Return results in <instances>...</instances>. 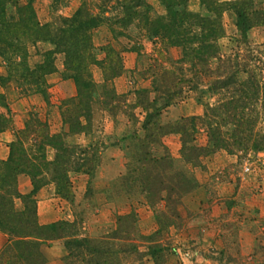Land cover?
<instances>
[{
    "label": "trees",
    "instance_id": "16d2710c",
    "mask_svg": "<svg viewBox=\"0 0 264 264\" xmlns=\"http://www.w3.org/2000/svg\"><path fill=\"white\" fill-rule=\"evenodd\" d=\"M188 1L162 0V15L149 13L152 6L147 0H82L71 15H57L54 22H42L31 1L20 3L18 0H0V58L7 73L5 76L0 74V87L3 88L11 72L17 71V83L24 94L34 92L49 102L43 76L55 70L53 54L60 52L64 57L63 71L67 73L62 76L71 78L76 89L74 96L67 97L59 105L61 119L67 127L65 131L51 133L47 122L29 118L23 129L18 130L17 137L9 142L6 159L0 160V231L9 240L0 251V264H43L45 258L40 244L62 237L75 238L66 242L68 253L65 259L68 264H71V250H77L82 264H118L117 259L127 251L125 245L113 242L129 239L125 229H115L99 239L80 236L76 220L61 219L39 224L34 198V193L45 181H52L58 195L72 200L68 170L84 169L91 175L97 164L96 146L69 144L66 135L89 129L93 103L99 97L97 83L91 74L92 66L101 68L104 81L121 75L123 70L121 53L111 44L102 47L103 58L95 57L92 33L103 23L108 25L114 38H130L126 30H144L145 35L155 43L154 46H161L158 51L162 57V49L183 47L186 50L185 57L191 59V73L197 80L205 71L216 74L207 87L199 88V83L190 87L196 92L198 101L208 93L219 96L216 102L209 104L205 101L201 115L183 116L172 121L162 122L160 113L181 93L179 75L175 72L181 71V66L171 64L161 67L156 76H151L150 87L133 91L137 96L135 106L144 111V116L139 120L135 113L130 114V123L116 137L120 149L121 143L128 141L127 146L122 145L124 149H121L126 159V170L113 184L110 197L113 199L114 194L118 195L122 191L123 197L132 196L133 192L143 194L150 204L163 201V207L155 210L159 221L156 234L163 230V226L177 227L183 221L177 207L182 197L198 186L187 168L188 164L198 165L202 155L217 149L228 152L236 149H264V135L253 133L251 120L245 115L254 98L260 96L264 106V77L261 82L255 79L252 70L247 69V63L238 59L241 55L239 50L234 52L233 57H225L218 45L223 36V12H231L236 31L241 36L239 43L243 45L251 28L264 25V12L256 10L253 0H232L227 5L218 0H199L200 10L197 11L189 10ZM192 27H198L199 30L188 35ZM28 41H46L54 45L46 54V59L33 69L26 61ZM211 61L216 65L215 72L210 69ZM242 74H246V77H241ZM101 85L104 93L101 92V99L109 94L110 100L103 101V106L108 105L107 112L115 116L116 110H120V100L116 96L120 95L112 88L109 91L104 83ZM151 93H154L153 97ZM8 111L5 93L0 89V130L9 121L6 117ZM197 122L205 127L207 143L204 146L192 143ZM170 134L177 135L180 140L181 160L178 163L170 156L163 142V137ZM48 146L55 150L52 160L46 158ZM70 148L77 150L73 152ZM91 148L93 150L88 155L87 149ZM128 148H133V151L130 152ZM134 148L138 149L139 157L135 156ZM134 165L138 167L137 172H128ZM21 173L27 174L33 185L28 194L18 190L17 177ZM120 180H129L131 183L123 184ZM16 201L20 202L22 208H17ZM130 217V213L119 214L117 219L121 222V219ZM173 252L158 240L149 243L147 248V254L154 264H165L166 258ZM111 259L114 262H109Z\"/></svg>",
    "mask_w": 264,
    "mask_h": 264
},
{
    "label": "rangeland",
    "instance_id": "374dc122",
    "mask_svg": "<svg viewBox=\"0 0 264 264\" xmlns=\"http://www.w3.org/2000/svg\"><path fill=\"white\" fill-rule=\"evenodd\" d=\"M18 1L20 3L31 1L35 7L38 18L42 22H54L57 15H71L82 0ZM147 1L152 6L149 13L155 12L156 14H164L160 13V9L163 10L164 8L162 0ZM218 1L226 2L227 5L232 0ZM253 1L256 10L264 12V0ZM93 2L96 3L95 1ZM198 4L199 0H189V10L197 11L199 9ZM201 12L203 11L201 10ZM222 22L223 36L218 41L220 53L225 57H233L234 52L239 50L241 55L238 59L247 63V69L252 70L255 79L261 82L264 77V25L251 28L248 31L247 41L245 45H243L239 43V41H241V36L236 31L234 19L229 10L223 12ZM198 30V27H192L187 34L189 35ZM126 31L129 33L130 38L123 36L114 38L108 25L103 23L93 30L92 43L94 46V54L97 59L104 57L102 47L107 44H111L120 51L123 64L121 75L125 74L128 79L134 80L132 86H135V83L140 82L143 78L144 80H142V82L144 84L148 83L149 80V85H147V87H150L152 82L151 76L153 74L156 76V73L159 72L161 67L170 66L171 64L182 67L181 71H175L179 75L181 93L179 97L173 99L171 105L161 111L160 118L162 122L176 120L183 116L201 115L204 110L203 104L205 101L209 102V104L216 102L219 96L215 94L208 95L207 93L200 101L195 98L196 92L190 89L191 85L199 83V88H205L216 74H209L205 71V73L201 74L200 79L197 80L191 73V59L190 57H185L186 50L183 49V47H168L165 50L162 49L164 55L162 57L158 51L161 46L159 44L154 46L155 43L145 35L144 30ZM53 48L54 45L50 42L28 41L26 43V61L29 67L33 69L36 64L43 62L46 59L48 51ZM127 53L131 55H135L136 53V68L134 69L136 73L125 69V66L129 64ZM182 58L184 60H182ZM63 59L62 53L57 52L53 54L55 70L57 65L63 64ZM169 60L172 61L169 63ZM209 65L211 71L215 72L216 65L212 63V61ZM11 67L15 70L14 66ZM99 70L102 72L99 66H92L91 74L93 80L97 83L96 91L99 97L98 101L93 103V117H91L88 123L90 131L92 130V126L96 127L95 130L101 131L98 134H94L98 136L95 139L97 141L96 151L99 150L98 140L102 136V130H104L106 126L103 116L106 113L109 114V110L107 109L109 106L106 105L104 107L103 101H110L109 94H106L103 96L104 99H101V92L103 93L101 84L103 83L100 84L96 81L99 78ZM16 72L17 71L14 73L11 72V76L6 80L3 88L0 87V89L4 90L8 104L11 99L16 97V99L10 103L16 104L14 107L18 109L15 110V112L10 110L9 114H6L9 121L5 123L6 125L3 128V130L12 129L14 139L18 135V130L23 129V127H15L16 129H14V121L10 113H17L19 115L17 123H21L22 114L24 113L28 114L26 120L29 118H31V120L32 118L38 119L37 116H32V97L36 93L24 94L21 91L17 83L19 74H16ZM18 72L21 73V70L18 69ZM63 73L67 74L65 70L61 74ZM0 74L4 76L7 74L5 64L1 58ZM47 75L43 76L46 82L45 87L48 85L46 79ZM102 77L104 79L103 73ZM241 77H246V74H242ZM65 78L68 79L67 76L64 77V79ZM114 78L105 80L104 86H107L109 91L111 90L110 88H112L114 92L118 94L114 87ZM139 88H142V86L130 90L129 93L132 94L131 97L127 94H119L120 96H116V99L120 100L118 102L120 110H116V114L124 113L130 118V114L144 113L140 107L135 106L137 105V96L133 94V91ZM37 96L41 97L40 94H37ZM150 96L153 97L154 93H151ZM66 98L67 97L63 98L61 102L66 100ZM27 106H29V109H26ZM245 115L251 120L253 133L264 135V106H262V98L260 96L252 100L248 107V113ZM195 129L196 131L192 143L201 146L206 145L207 134L205 127L197 122ZM71 135L72 134H69V137H66L69 144L76 145L82 143L80 140V142L78 141L77 137ZM117 136L118 135H116V137ZM33 142L34 141H32L31 144H33ZM127 142L126 140L124 144L123 142L121 143V149L122 145L127 146ZM176 147L177 145L173 148ZM166 148L170 156L177 160L176 162L178 163L179 159L181 160L179 148L171 150L167 145ZM70 150L75 152L77 148H70ZM92 150L93 148L87 149L86 153L89 155ZM128 150L131 152L133 148H128ZM137 152L138 149L134 148L135 156L138 155ZM137 157H139V155ZM198 160L199 164L196 166H192L191 164L187 165L189 172L193 174L198 186L190 193L185 194L182 197L181 204L177 207L179 215L183 219L181 225L177 227L169 226L167 228L163 226V230H160V232L156 234V231L159 230V221L157 220L155 210L158 211L159 207L162 208L164 202L156 201L150 204L143 194L139 195V193L133 192L132 196L126 195L127 197H123L121 191V193L117 195L116 203L120 210H123L124 205H126L125 210L127 213L125 214L130 213L131 217L123 218L120 222L117 219V215L115 221L111 222V225L106 218L105 223L103 224L102 221V226L98 227L96 223L98 219L92 216L93 209L81 210L79 207L76 209L78 210L76 221L77 226L79 224V233L85 231V236L100 239L114 232L115 229L121 228V230H127L129 234L128 240L119 239L113 241L127 247L125 255L117 259L118 264H154L151 257L147 254V248L149 243L155 240L161 242L162 245L168 247L172 252L174 251L168 255L165 264H264V149L256 151L251 148L236 149L231 152L225 149H217L205 153ZM248 162L251 164V171L245 172L243 171V165ZM145 167L146 166L143 165L144 169ZM137 170L138 167L134 165V168L128 170V172H137ZM196 172L200 173L196 175ZM200 174L202 176L204 174L205 178V181L202 183H199V179H201ZM120 181L128 185L131 183L129 180L126 182H124L125 180ZM148 182L152 183V180L148 179ZM18 206L17 208H19ZM20 208H22V205H20ZM84 226L86 227L85 229L82 228ZM93 228H95V232H93ZM76 251L77 250H71L69 262H71V264H82V259L78 257L79 253L77 254ZM109 262L114 261L111 259Z\"/></svg>",
    "mask_w": 264,
    "mask_h": 264
},
{
    "label": "crops",
    "instance_id": "0c3cea01",
    "mask_svg": "<svg viewBox=\"0 0 264 264\" xmlns=\"http://www.w3.org/2000/svg\"><path fill=\"white\" fill-rule=\"evenodd\" d=\"M160 13H164V8L163 10L160 9ZM127 56L129 58V64L125 66V69L136 73L134 70L136 68V53L135 55L127 53ZM63 69L64 66L61 63L56 66V70L47 75L46 79L48 83L47 89L49 93V102L44 101L42 96H37V94H34V96L32 95V116H37L41 121L47 122L51 133H58L67 129L61 119L59 105L63 98L74 96L76 94L75 84L72 79H64L62 76L61 73ZM142 80L144 79L142 78L140 82L135 83L136 85L132 86L134 80H130L125 74H122L115 77L113 79V83L118 94H127L131 97L132 94L129 93L130 90L138 88L139 86L147 87V85H149V80L146 84H144ZM96 81L98 83H104L102 72L100 70L99 78ZM15 99L16 97L11 99L10 102ZM10 102L8 104L9 111L11 110L12 112H15L18 108L14 107L16 104H11ZM26 109H29V106H27ZM3 110L5 111V109H2V111ZM136 115L139 120H142L144 113H136ZM10 116L14 121V129H16L23 127L28 114H22L21 123H17V119L19 117L17 113H10ZM103 118L106 122V126L105 129L102 130V136L98 140L99 150L96 151L97 164L94 171L91 175H89L86 171H83L84 169L76 170L71 168L67 172L71 185L72 200H68L58 195L55 190V183L52 181H45L34 193L36 216L39 224H48L61 219L69 221L76 220L78 213V210L76 209L79 207L81 210L93 209L92 216L98 219L96 220L98 227L102 226V221L103 224L105 223L106 218L111 225V222L115 221L117 215L127 213L125 210L126 205H124V211L118 208L116 203L117 194L113 195V197H115L113 199L110 197V194L113 193V184L116 183L117 178L126 170V159L123 151L118 146L119 141L116 138V135H119L120 132L127 127L130 123V118H128L124 113L116 114L115 116L106 113ZM82 122L85 123L84 120H82ZM95 129L96 127L92 126L91 131L87 129L72 134L71 136L77 137L78 141L80 140L82 142L81 144H76L79 147H94L97 146V141L95 139L98 137L94 134L101 132L100 130ZM66 136L69 137V135ZM12 140H14V133L12 129L0 130L1 160L6 159L8 155V144ZM163 142L171 150L178 149L180 147L179 137L174 134L164 136ZM175 145H177V147L173 148ZM54 155L55 150L48 146L46 148V158L48 160H52ZM198 173L200 172H196V175H198ZM201 179H199V183L205 181L204 174L203 176L201 175ZM17 187L19 192L22 194L30 193L33 189L30 177L25 173L19 174L17 177ZM19 203L20 202H17V206L19 205L18 207L20 208ZM82 228L85 229L86 227L84 226ZM95 231V228H93V232ZM83 235H86L85 231L80 233V236ZM74 239V237H62L43 241L40 244V250L45 258L43 264H68L65 259V256L68 253L66 242L73 241ZM8 241V236L0 231V251Z\"/></svg>",
    "mask_w": 264,
    "mask_h": 264
},
{
    "label": "built area",
    "instance_id": "2783aa9c",
    "mask_svg": "<svg viewBox=\"0 0 264 264\" xmlns=\"http://www.w3.org/2000/svg\"><path fill=\"white\" fill-rule=\"evenodd\" d=\"M243 171H251V164L249 162L243 165Z\"/></svg>",
    "mask_w": 264,
    "mask_h": 264
}]
</instances>
